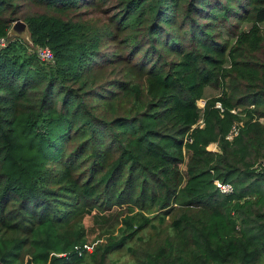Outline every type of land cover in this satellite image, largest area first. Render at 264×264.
Returning <instances> with one entry per match:
<instances>
[{
    "label": "trees",
    "instance_id": "trees-1",
    "mask_svg": "<svg viewBox=\"0 0 264 264\" xmlns=\"http://www.w3.org/2000/svg\"><path fill=\"white\" fill-rule=\"evenodd\" d=\"M17 20L54 60L0 52V264H264V0H0ZM95 207L127 210L90 249Z\"/></svg>",
    "mask_w": 264,
    "mask_h": 264
},
{
    "label": "rangeland",
    "instance_id": "rangeland-1",
    "mask_svg": "<svg viewBox=\"0 0 264 264\" xmlns=\"http://www.w3.org/2000/svg\"><path fill=\"white\" fill-rule=\"evenodd\" d=\"M21 2L23 3V1ZM112 5L113 1H109L107 5H104L102 7H91L90 9H88L90 10V14H88L87 16L89 19L94 20L97 23L108 20L109 16L113 13ZM22 10L23 12L27 11V5H24ZM25 41L29 44L30 51L33 52V49L35 48L33 44L27 39ZM207 94V96H212L217 94V92L213 89H208ZM198 104L202 106L203 102L199 101ZM209 148L213 151L219 150L217 144H211ZM182 168L185 169L186 165L183 164ZM126 210L127 209L124 208H114V212L112 213L113 215L109 217L110 211L98 213V208L95 207L92 211V214L85 215L83 217L79 224H83L85 226L90 249H92V246L96 245L98 242L104 241L106 236L111 234L110 231L114 230L115 235L120 233L121 225L119 224L121 215L126 213ZM102 214L106 217H100ZM147 237L148 236H146L145 238ZM137 247L139 248V245ZM110 258L111 260L108 261V264H134L131 253H129L127 249L112 253Z\"/></svg>",
    "mask_w": 264,
    "mask_h": 264
},
{
    "label": "built area",
    "instance_id": "built-area-1",
    "mask_svg": "<svg viewBox=\"0 0 264 264\" xmlns=\"http://www.w3.org/2000/svg\"><path fill=\"white\" fill-rule=\"evenodd\" d=\"M15 36H12L10 34L6 35V36H0V52L9 44V42L11 41V38H13ZM32 43V42H31ZM33 44V43H32ZM34 46V45H33ZM33 52L37 53L38 57L43 60V61H47V62H52L54 60V55L52 50L47 47V46H40V47H35L33 49ZM201 102H203V105L200 107H204L206 101L205 100H200ZM219 106V105H218ZM203 126L204 122L203 120H201L198 124H196L194 127L196 126ZM235 133H237V128H234L233 130ZM233 133H231V135L229 136V138H232ZM192 138L186 139V141L192 142ZM210 149V148H209ZM217 151V150H215ZM217 187L219 188V190L223 193H230L233 191V186L230 183H225V182H221L220 180H216L215 181Z\"/></svg>",
    "mask_w": 264,
    "mask_h": 264
},
{
    "label": "water",
    "instance_id": "water-1",
    "mask_svg": "<svg viewBox=\"0 0 264 264\" xmlns=\"http://www.w3.org/2000/svg\"><path fill=\"white\" fill-rule=\"evenodd\" d=\"M9 34L12 36H16L22 38L24 40H29L32 42L31 34L28 28V25L23 20H17L13 23L11 29L9 30Z\"/></svg>",
    "mask_w": 264,
    "mask_h": 264
}]
</instances>
